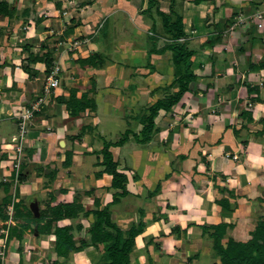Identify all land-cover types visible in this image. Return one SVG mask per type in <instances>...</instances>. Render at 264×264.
<instances>
[{
	"label": "crops",
	"instance_id": "crops-1",
	"mask_svg": "<svg viewBox=\"0 0 264 264\" xmlns=\"http://www.w3.org/2000/svg\"><path fill=\"white\" fill-rule=\"evenodd\" d=\"M48 2L45 0L50 12L45 7L42 11L47 20L52 23L53 16L60 15L64 24L60 35L72 18L80 21L65 39L79 37L83 43L76 51L61 43L58 46L64 87L54 90L30 122L21 165L26 177L22 183L16 182L13 149L6 141L3 121L9 118L19 125L15 114L30 106L35 83L42 90L47 76L42 62L32 64L39 72L33 78L22 68L28 52L17 57L23 53L18 31L23 20L0 16V204L7 198L11 203L18 195L25 201L22 198L41 191L47 216L60 203L79 200L86 210L109 205L112 220L123 230L140 221L146 224L136 239L132 264H208L206 256L215 261L206 226L231 222L241 234L244 218L251 216L252 222L256 216L254 212L243 215V206L250 198L264 197V0L200 4L159 0L160 10L184 18L185 42L195 52L192 70L197 79L184 94V102L160 112L157 132L146 144L136 139L143 129L141 113L163 98L159 91L172 94L179 89L174 84L173 53L153 52L170 39L157 8L145 12L148 0H60L64 7L60 10L53 1ZM19 4L36 9L23 0ZM21 11L18 6V13ZM31 21L27 43L36 53L42 43L33 45ZM51 31L46 36L55 34ZM150 36L157 39L152 47L146 40ZM97 51L105 57L102 66L78 63ZM71 89L78 96L89 93L95 108H88L82 116H70L58 99H68ZM113 129H119L115 137L111 136ZM126 132L128 141L113 145L111 151L119 170L128 176L129 193L112 203L116 192L111 188L112 175L97 169L102 161L100 151L105 142H116ZM69 154L71 163L66 164ZM87 160L96 169L83 170ZM60 162L65 165L62 172ZM225 178L228 184H224ZM222 198L236 201V210L222 211L216 201ZM90 217L76 222L84 225L91 222ZM19 241L16 238L18 251L8 255L11 260L14 256L19 260L32 247L22 248Z\"/></svg>",
	"mask_w": 264,
	"mask_h": 264
},
{
	"label": "trees",
	"instance_id": "trees-1",
	"mask_svg": "<svg viewBox=\"0 0 264 264\" xmlns=\"http://www.w3.org/2000/svg\"><path fill=\"white\" fill-rule=\"evenodd\" d=\"M17 1L19 0L10 3L9 0H0V16L3 18H23L24 23H29L30 20H36L42 23L41 16L35 14V12L33 13L34 10L30 7H25L23 11L18 13ZM51 1H54L55 6L60 10L62 6L60 0ZM193 1L196 4H200L208 0ZM155 7L157 8L159 15L162 17L164 29L170 36V39L164 47L161 49L155 48L153 52L172 51L173 63L175 66L174 84H177L179 89L172 94H167L165 97L158 99L155 103L146 108L142 116L140 115L143 129L136 139L142 144L149 143L152 140L154 133L157 132L156 120L160 112L162 110L166 112L171 111L175 105L180 103L184 94L190 89V84L197 79V76L192 70V57L195 52L190 49L185 42L186 33L184 29V18L181 15H177L176 18H174L173 11L169 14L160 10L159 0H148V7L145 12H150ZM209 17L210 14L208 13L207 21L209 20ZM80 24V21H76L75 18H72L59 41H55L53 46H50L46 42H43L40 45L41 49L46 50L44 53L31 52L32 44L26 43L23 46L26 48L25 50H27L29 55L23 60L22 68L30 77L39 74L38 70L32 68V64L39 62L45 64L46 76L51 73L52 68L57 62V58H54L55 51L60 48L58 47L60 43L66 40V36L72 34L74 29ZM46 30H48V28H46ZM156 43L157 39L154 44ZM77 61L79 64L83 65V67L93 66L98 68L104 64L105 57L102 53L97 51L87 58L79 59ZM58 100L65 103L66 108L72 116H82L88 108H95L96 105L95 99L91 97L89 93L84 92L81 96H78L77 90L75 89L70 90V96L68 99L62 96L59 97ZM127 133L128 132L123 134L122 138L116 142H105L100 151L102 154L100 165L104 167V172L112 175L111 188L116 190L112 203L118 202L122 197L129 193L127 188L128 176L126 173L119 170V162L114 159V155L111 151L113 145H123L128 141L129 134ZM71 157V154L67 156L66 164L71 163ZM25 177L26 173L23 172L20 176L21 183L24 181ZM5 201L6 202L0 204V219L3 221H7L9 218L6 213V207L10 203L11 198H7ZM216 201L220 205L226 207L225 202L227 201V198L217 199ZM228 204L230 205V203L227 202V205ZM19 208L20 206L15 204V218L18 222L10 227L8 241H11L13 238H17L20 241L23 240L25 233L27 231H32L31 223H35L33 219L36 217L32 211H19ZM82 213L85 218L94 215L95 220L93 225L88 229V232L91 234V244L98 248L100 245H104V254L101 259L102 262H99L98 264H132L136 239L143 233L146 224L144 221H140L137 224H133L130 229L123 230L112 220L109 205L100 208L97 204L95 205V208L86 210L80 204L79 200L72 203H60L58 206L52 208L51 215L42 218L41 213V216L37 221V230H34L33 233L37 232L39 235L54 234L55 253L60 257L68 258L72 251H81L86 248L89 243L85 239L80 240L78 243L75 238L74 229L76 227L81 231L83 229L82 223L74 222L76 224H61L59 222L65 219L76 221ZM20 219H22L23 222L20 221ZM20 223L22 227L20 226ZM229 225L232 227L234 226L232 223L228 224L225 222L206 226L207 231L210 229L213 230L210 235L214 239L213 249L217 251L219 256V264H264V222H260L257 225L255 230L251 233L250 239L247 241H240L230 237L227 244L224 245L222 241L227 233L226 229Z\"/></svg>",
	"mask_w": 264,
	"mask_h": 264
},
{
	"label": "rangeland",
	"instance_id": "rangeland-1",
	"mask_svg": "<svg viewBox=\"0 0 264 264\" xmlns=\"http://www.w3.org/2000/svg\"><path fill=\"white\" fill-rule=\"evenodd\" d=\"M14 1L15 0H13V2ZM48 1L49 0H46V2H48ZM33 2H34V4H32ZM25 3L28 4V5L30 4L31 6H34V8H36V9H34V12H35V14H39L41 16V21H42V23H40L39 21H36V20H32L31 21V27H34V31H33L34 33H33L32 36H34V38L36 39V41H35V43L33 45L37 44V42H39V44H41L43 42H46L47 44H50L52 46L55 41H59L60 37L62 36V35H60V31H61L60 28L63 30V27H64V24L62 23V21H60V15H54L53 17L55 19H53V21L51 23L50 21L47 20L48 17H46L44 15V12H42V11H44V7H45L46 11L50 12L47 9L46 5H45V0H34V1L33 0H27V1L25 0L24 1L23 0V4H25ZM52 4L55 5L54 1L52 2ZM18 6L20 8L24 9V6H21V4H19ZM63 8L64 7L61 6L60 9H63ZM41 14H43V15H41ZM21 20H23V25L18 30L19 31V39H21L23 43H27L28 41L31 40L30 39L31 38L30 35L28 34V32H26L27 29L30 27V24L24 23V19L23 18ZM160 20H162V17L160 18ZM25 25H26V29L23 28ZM42 25H44L45 27L41 28V30H38L39 27L42 26ZM46 28H48V30H46ZM0 29H3V28L0 26ZM51 29H53V31H51V33L55 32V34L52 33L53 36H51V35H47L46 36L45 32L49 31ZM41 36H43V38H42L43 41L41 40ZM99 38L103 39L104 37L99 35ZM146 40L150 41V43H152V45L150 44V47H152L154 45L155 41H156V39L154 37H152V36H150V38H148ZM23 43H22V46H19V48L21 50H23V53H22V55L21 54H19V55L17 54V57L23 58L25 56L26 52H27V50H25L26 48L23 47ZM16 48H18V47L16 46ZM59 50H60V48H59ZM41 51H42V49H41ZM41 51H40V47H39L36 53H41ZM42 53H44V51ZM59 54H60V52L58 50H56L55 53H54V55H55L54 58H57L56 61H58V59H59ZM22 64H23V62H22ZM35 84H36V88H35L36 90L34 92V98L32 99L31 103L35 102L40 95L44 94V90H43V88H42V90L40 89L41 86L39 85V83L36 82ZM67 86H69L68 83H67ZM61 87H64V86L61 85ZM59 88H60V86H59ZM162 91H159V93H163L162 96L165 97L167 95L166 91L165 92L164 91L162 92ZM185 101H186V99H185ZM182 102H184V97H182L180 103H182ZM142 114H143V112L141 113V116H142ZM70 116H72V115L70 114ZM73 117H76V116H73ZM3 123H4V125H6V128H3V130H6L5 131L6 132L5 136L7 137L6 141L9 144L12 143L13 135L18 136V138H20V126L19 125L13 123V121H11L9 118L6 119L5 121H3ZM117 131H119V129L118 130L113 129L112 130L113 133H112L111 136L115 137L114 135H116ZM260 134H262V133H260ZM263 136H264V134H262V137ZM19 141H20V139L18 140V142ZM3 143H4V141H3ZM11 158L16 159L17 156L15 154H12ZM239 161H241V159H239ZM79 162L82 163L81 160H79ZM101 166L98 167L97 169H99V171L102 173L104 168L101 167ZM64 167H65V165H63L60 162V171L61 172L63 171V169H65ZM94 169H96V168H93V165L87 160L86 161V165L83 167V170L91 172ZM211 169L212 168H209V169L207 168V171H212ZM61 174L63 175V177L66 175V173H64V172L61 173ZM34 175H35V178H36L37 177L36 174H34ZM224 184H228V181L226 180V178H225ZM223 186H225V185H223ZM82 192H84V191H82ZM75 193H79V191H75ZM230 193L232 195H236V193L233 192V191H231ZM39 195H40L41 198L39 197ZM260 197L257 198V199H251V198L248 199V202H246L245 206H243V208H242L243 215L251 214V213L254 212V213H256L255 218L254 217L252 218L253 219L252 222L249 221V220H251V216L244 218L245 219L243 221L244 224L243 225L240 224L241 226L244 227L243 228L244 230L242 231L243 233H241V234H238L235 231V227L237 226V224L232 223L234 225L233 227L229 225V227L226 229L227 234L225 235V237L223 238V241H222L224 245L227 244L228 239L230 237L234 238L236 240H240V241L241 240L242 241H247L248 239H250L251 233L255 230L257 225L260 222H264V197H262V194H261ZM22 199H25V201L21 202V199L19 198V195L17 196L16 204L20 206L19 211H21V210L22 211H24V210L25 211H28V210L31 211L30 203L33 200H35V199H40L39 200L40 201V210H41V213H42L41 217L43 218V217L47 216L48 213H46V207L44 206L45 199L43 200V194L41 193V191L32 192L28 196H26V197H24ZM227 202L230 203V205L228 204L229 206L227 205ZM225 203H226V205H225L226 207L220 205L221 209H223L222 211H225V212H228L229 208L230 209L234 208V211H235L236 208H237V205H238V203L236 201L233 202V201H230L228 199H227V201ZM14 218H15V216H14ZM79 218L80 219L85 218L83 213L80 214ZM38 219L39 218H37V219L34 218L33 219V221H35L36 224L35 223H31L32 231H29L31 234L27 235L25 233V236H24L23 240L19 241L22 244L21 245L22 248L29 247V245H31L32 247H29L28 251H26L25 253L22 252L20 254V256H19V260L21 259L20 261L18 259L16 261V258H18V257H15V256H14L15 260H13V259L11 260V259H9L8 255L11 254V256H12V253H16L18 251V249L15 246L16 238H13L11 241H7V254L5 255V258L3 259V261H1V259H0V264H28V263L29 264H98L99 262H102L101 259H102V256L104 254V245H100L99 248H98V247L94 246L93 244H91V234L88 232V229L93 225V222L95 220L94 216L90 217L92 223L89 222L88 220L86 222H84V225L82 223V225L84 226L83 230L80 231L76 227L74 229V234H75V238H76L77 242L79 243L80 240L85 239V240L88 241L89 245L86 248H84L83 250H81V251H72L68 258L60 257V256H58L55 253V250H54L55 235L54 234H49V235H39L38 234V236H36L35 234L37 232L33 233L34 230H37V225H38L37 221H38ZM15 220H16V218H15ZM20 221L23 222L22 219H20ZM70 221L72 223L76 222L74 220H70ZM3 223H4V221L2 220L0 222V225L3 224ZM225 223L231 224V222L230 223L229 222H225ZM74 224H76V223H74ZM20 226H21V223H20ZM211 232L212 231L209 230L208 234H207L209 236V242L208 243H209L210 247L213 246V241H214V239L210 235ZM2 234L3 233L0 232V236H2ZM38 238H40V239L36 240ZM4 242H6V241L4 240L2 244H4ZM213 251H214V257L216 258L215 261H213V258L210 257V256H206L204 261H206V263H208V264H209V262H210V264H219L220 263V259H219V256L217 254V251L215 249ZM25 257L26 258L29 257L30 261L26 262L25 261L26 260Z\"/></svg>",
	"mask_w": 264,
	"mask_h": 264
},
{
	"label": "built area",
	"instance_id": "built-area-1",
	"mask_svg": "<svg viewBox=\"0 0 264 264\" xmlns=\"http://www.w3.org/2000/svg\"><path fill=\"white\" fill-rule=\"evenodd\" d=\"M103 24H100V27ZM83 43L79 37L72 38L69 40H65L61 44L66 46L67 50L76 51L78 50ZM63 67L60 63L56 62L54 67L52 68L51 73L46 78V84L44 85V94L40 95L37 100L27 106L21 111H18L15 116L17 117L20 125V138L18 136H14L12 138V143L9 144L13 149V154L17 156L15 160H13V170L15 181L18 182L21 176V165H22V157L25 150V143L29 133V125L32 119L35 117L36 113L42 111L43 106L47 104V102L52 97V94L56 88H58L63 81ZM20 141L18 142V140ZM15 204L16 199L14 198L10 204L6 207V213L9 216L7 221H4L3 224L0 225V232L3 233L0 236V259L3 261L5 255L7 254V241L10 227L15 225L17 222L14 218L15 216ZM6 225V226H5ZM6 241L3 243V241Z\"/></svg>",
	"mask_w": 264,
	"mask_h": 264
},
{
	"label": "water",
	"instance_id": "water-1",
	"mask_svg": "<svg viewBox=\"0 0 264 264\" xmlns=\"http://www.w3.org/2000/svg\"><path fill=\"white\" fill-rule=\"evenodd\" d=\"M44 27L45 26L42 25L39 27V29ZM30 209L36 218H39L41 216L40 204L38 200H34L30 203Z\"/></svg>",
	"mask_w": 264,
	"mask_h": 264
}]
</instances>
